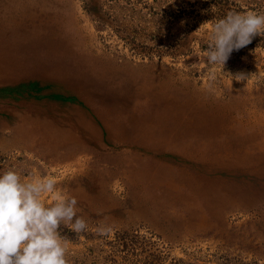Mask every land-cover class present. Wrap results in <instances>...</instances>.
Instances as JSON below:
<instances>
[{
  "label": "rangeland",
  "instance_id": "1",
  "mask_svg": "<svg viewBox=\"0 0 264 264\" xmlns=\"http://www.w3.org/2000/svg\"><path fill=\"white\" fill-rule=\"evenodd\" d=\"M249 10L264 0H0V173L77 199L69 264H264V36L207 60Z\"/></svg>",
  "mask_w": 264,
  "mask_h": 264
},
{
  "label": "clouds",
  "instance_id": "2",
  "mask_svg": "<svg viewBox=\"0 0 264 264\" xmlns=\"http://www.w3.org/2000/svg\"><path fill=\"white\" fill-rule=\"evenodd\" d=\"M257 35L264 36V11H229L212 27L207 60L224 67ZM44 193L53 195L52 205L43 202ZM76 206L74 196L57 191L54 177L25 182L15 170L0 173V264H69L61 223L76 233L88 227Z\"/></svg>",
  "mask_w": 264,
  "mask_h": 264
}]
</instances>
